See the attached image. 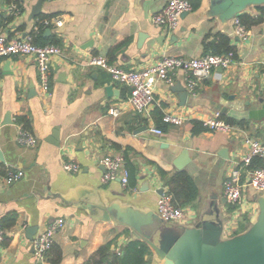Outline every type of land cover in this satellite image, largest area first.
Masks as SVG:
<instances>
[{
    "label": "crops",
    "instance_id": "obj_1",
    "mask_svg": "<svg viewBox=\"0 0 264 264\" xmlns=\"http://www.w3.org/2000/svg\"><path fill=\"white\" fill-rule=\"evenodd\" d=\"M17 1L20 14L14 16L7 12L12 3L0 0V18H10L0 32L9 38L22 37L32 32L40 15L59 17L62 24L43 29L38 40L58 39L62 54L52 59L48 96L39 93L32 57L0 58V264H83L108 242L112 252L128 261L126 248L135 241H130V229L113 219L103 220L101 213L95 215L87 206L156 213L158 190L163 186L158 168L169 175L180 171L173 162L183 148L191 162L182 170L193 178L198 193L183 208L177 225L192 227L205 219L214 220L222 224L224 238L250 226L264 190L245 189L242 205L233 206L224 198L222 182L231 162L248 151L246 137L264 143V18L246 28L247 39L241 40L234 33V20L240 13L223 17L215 10L218 0H196L197 6L181 16L173 31L155 26L150 19L166 0H43L39 15L31 20L38 0ZM241 13L258 15L254 7ZM140 34L146 36L141 43ZM218 36L227 39L233 61L226 69L214 68L194 94L187 91L184 105L170 86L159 81L154 84L155 101L147 117L126 107L118 116L107 113L110 106L128 97L130 88L112 81L103 68L88 65L89 57L102 56L123 69L142 68L163 55L196 58L210 54L213 51L206 44H216ZM7 63L9 73L4 70ZM173 79V85L185 86L182 70ZM110 84L119 92L117 96L106 95L104 87ZM165 112L180 114L181 125L161 124L159 116ZM9 113L11 122L6 123ZM214 113L235 130L228 134L194 131ZM19 116L29 120L26 130L35 137L34 146L17 142L22 128L16 121ZM142 126L146 129L140 130ZM152 126L162 134L151 132ZM55 127L59 128L58 146L45 141ZM114 154L134 166V187L128 182L123 187L119 180L100 182V161ZM64 160L76 162L79 171L64 170ZM122 169L126 170L124 164ZM6 170H22L24 175L7 184ZM247 170L241 168L242 177ZM7 216H14V222L5 227L1 221ZM59 218L64 224L54 235L53 246L60 260L52 261L53 252L37 259L32 239ZM31 227L37 231L29 239L26 231ZM149 250L144 264H163Z\"/></svg>",
    "mask_w": 264,
    "mask_h": 264
},
{
    "label": "built area",
    "instance_id": "obj_2",
    "mask_svg": "<svg viewBox=\"0 0 264 264\" xmlns=\"http://www.w3.org/2000/svg\"><path fill=\"white\" fill-rule=\"evenodd\" d=\"M192 9L189 0H166L164 6L150 17L155 26L164 28L167 31L175 30L183 13ZM7 12L17 16L20 14L19 7L12 3L7 7ZM62 21L59 17H49L36 19L32 32L37 33L50 26H60ZM234 33L245 40L248 36V30L241 24L238 18L234 20ZM33 36L29 33L25 37H7L0 32V58H9L11 56H30L33 58L36 71L39 93L42 96L49 95V71L52 59L61 56L62 52L58 45L45 44L38 45L33 43ZM233 61V53L227 54H205L196 58H184L180 56L163 55L153 63L142 68L123 69L120 66L109 63L102 56L89 57L87 64L103 68L112 81L126 85L130 88L128 97L112 106L107 110L111 116H118L123 108H131L136 114L147 117L154 98V84L163 82L168 86L173 85L174 74L177 70H182L185 74V88L192 95L195 93L198 83L208 78L214 68H228ZM161 121L165 124L179 126L183 118L178 113L165 112L161 116ZM201 124L210 132L231 133L235 130L234 126L222 120L218 113L201 120ZM149 130L155 134L161 135L162 130L158 127H149ZM17 142L23 146H34L35 137L27 130H19ZM248 145V151L242 156L231 162L225 178L222 182L223 195L228 203L233 206L242 205L243 191L252 188L255 191L264 190V143L245 138ZM258 157L262 160V165L247 170L242 177V167H248L253 158ZM100 163L103 170L100 176V182L107 184L111 181L119 180L123 187L127 185V172L122 169L124 158L121 154L108 155L101 159ZM62 167L68 172H78L79 165L70 160L62 161ZM122 169V171H121ZM22 170H6L4 180L7 184L19 181L23 177ZM161 193L156 202V214L167 224H177L184 216L183 208L179 207L173 201L172 195L167 188L161 186ZM63 219L59 218L47 225L42 231L37 233L32 239V248L37 259H43L50 251L54 242V235L62 228ZM2 231L0 230V240Z\"/></svg>",
    "mask_w": 264,
    "mask_h": 264
},
{
    "label": "water",
    "instance_id": "obj_3",
    "mask_svg": "<svg viewBox=\"0 0 264 264\" xmlns=\"http://www.w3.org/2000/svg\"><path fill=\"white\" fill-rule=\"evenodd\" d=\"M43 0H38L32 9L29 19L39 15V7ZM215 10L223 17L231 18L236 14L264 6V0H218ZM185 14V13H183ZM182 14V15H183ZM50 33L45 30V35ZM27 34H23L25 37ZM145 35H139V43ZM9 63L4 66L8 71ZM107 96H117L119 92L113 85L104 87ZM172 92L178 94L180 104L184 105L187 98V90L179 82L170 86ZM36 94L35 88L30 87V95ZM6 123L11 122V115L6 114ZM146 129V126L139 128ZM45 141L59 145V128L55 127ZM225 157V156H224ZM0 153V161H2ZM191 159L186 148L175 158L173 166L177 170L185 168ZM162 189L158 190L160 194ZM93 214L101 213L103 220L114 221L128 227L132 240H138L151 248L162 260L163 264H264V200H258L255 219L243 232L228 238L223 237L222 224L214 220L205 219L195 226L187 227L163 222L156 213H141L128 209L120 211L111 206L88 205ZM37 231L36 227L27 229V237L32 239Z\"/></svg>",
    "mask_w": 264,
    "mask_h": 264
},
{
    "label": "trees",
    "instance_id": "obj_4",
    "mask_svg": "<svg viewBox=\"0 0 264 264\" xmlns=\"http://www.w3.org/2000/svg\"><path fill=\"white\" fill-rule=\"evenodd\" d=\"M6 4L16 3L17 5L19 2L17 0H2ZM191 6L195 8L198 4L196 0H189ZM20 9V4L18 5ZM255 10L258 12V15L252 16L248 13H240L237 15V18L241 22V24L245 28H250L251 26L257 25L263 21L264 18V6L255 7ZM50 16L40 15L38 19L49 18ZM0 27L3 25L4 22L10 20V18L4 19L3 17L0 18ZM33 36L32 41L38 45H45V44H54L59 45V40L55 38H51L50 40L41 41L38 38H41L42 31L37 33L30 32ZM219 40L217 43L208 42L206 47L211 49L213 52L212 54H227L228 52H233V49L229 47L227 39L223 36H218ZM161 116H159V120L161 124H165L161 121ZM18 123L21 124L23 129H29V120L25 116H19L16 120ZM166 125V124H165ZM200 126L194 131L200 129V131H208L206 128L202 126V124L198 123ZM196 126V125H195ZM196 128V127H195ZM126 161V157H125ZM125 169L127 172V182L129 187L135 186V168L134 166L127 163H124ZM262 165V160L258 157H254L251 164L248 168L251 170L254 167H258ZM158 172L162 178L163 186L167 188L168 192L172 195L173 201L176 205L181 208H185L189 206L197 197V187L195 181L191 176H189L185 171L180 170L174 174L169 175L167 172L163 171L162 169L158 168ZM3 226H10L14 222V216H7L4 220L1 221ZM111 242L105 243L97 248V250L89 257V259L84 262L83 264H128L130 261L131 264H144L145 256L149 255L151 252L149 247L140 242L135 240L130 242L126 248V252L130 253V257L128 261L121 259L117 253L111 251ZM111 251V252H110ZM49 252H53V259L52 261L58 263L60 260V252L55 246H52Z\"/></svg>",
    "mask_w": 264,
    "mask_h": 264
}]
</instances>
